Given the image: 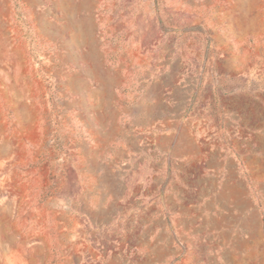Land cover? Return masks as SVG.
<instances>
[{"label":"rangeland","instance_id":"1","mask_svg":"<svg viewBox=\"0 0 264 264\" xmlns=\"http://www.w3.org/2000/svg\"><path fill=\"white\" fill-rule=\"evenodd\" d=\"M0 264H264V0H0Z\"/></svg>","mask_w":264,"mask_h":264}]
</instances>
